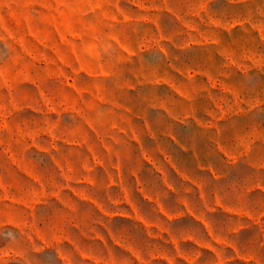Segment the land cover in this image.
<instances>
[{"label": "rangeland", "instance_id": "obj_1", "mask_svg": "<svg viewBox=\"0 0 264 264\" xmlns=\"http://www.w3.org/2000/svg\"><path fill=\"white\" fill-rule=\"evenodd\" d=\"M0 264H264V0H0Z\"/></svg>", "mask_w": 264, "mask_h": 264}]
</instances>
